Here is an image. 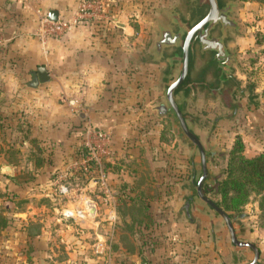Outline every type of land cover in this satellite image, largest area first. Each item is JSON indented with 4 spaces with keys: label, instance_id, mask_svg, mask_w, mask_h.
<instances>
[{
    "label": "rangeland",
    "instance_id": "obj_1",
    "mask_svg": "<svg viewBox=\"0 0 264 264\" xmlns=\"http://www.w3.org/2000/svg\"><path fill=\"white\" fill-rule=\"evenodd\" d=\"M166 1L105 0L114 21L128 24L127 42L133 41L132 45L136 44V48H141V54L153 36L151 19L155 13L152 10ZM238 2V16L244 26L236 40L241 49L239 64L242 70H236L235 76L240 82V89L245 83L250 85V90L242 88L241 91L233 92L231 100H228V106L217 97L203 96L201 91H197L195 98L187 99L182 107L183 112L194 118L193 121L188 120L186 123L197 134L202 144L206 143L218 152L206 161L207 170L216 177L217 183L226 178L228 151L236 141L239 140L242 144L240 152L246 157L264 152V138L261 135L264 132V2L256 0H238ZM142 56L143 59H148L147 56L146 58L145 55ZM153 66V73L146 69L141 71L144 77L141 83L148 85L141 86L139 92L137 90V94L141 95L130 105L136 112H147V115H140L133 122L131 121L133 124L131 133L123 136L125 137L123 140L117 141L119 148L125 144V148H130V151L126 152L123 149L120 155L112 158V161L109 159L104 163V169L108 171L106 182L117 197L115 200L119 208V222L116 223L115 235H119L126 249H135L134 236L138 238V242L152 247L159 238L158 235L150 234L162 227V230H168L166 236H170L167 241L165 238L162 240L163 243L166 242L164 246H173L177 242L186 245L188 251L192 250L193 240L186 235H182L185 238L176 235L185 230L187 218L182 207L187 197L192 196L188 209L193 212L192 216L202 218L203 228L207 232L205 250L213 264L246 262L251 259L252 251L249 248L232 245L222 219L195 197L192 188L185 186L190 172L189 143L182 140L184 137L180 136L172 114H156L153 106L158 101H164L168 80L160 79L163 63H155ZM2 90L4 88L0 85V93L3 92ZM130 93L136 96V89H132ZM11 94L8 96H12ZM6 95V93L0 94V164L9 161L22 167L23 171L29 170L26 159L31 156L26 154L32 153L33 159L39 154L37 146L40 145L30 141L32 137L29 135L30 124L27 118L21 111H16L18 109H12L14 104L9 102L10 97H4ZM142 96L143 102H141ZM80 130L82 131V128ZM256 130L259 136L255 135ZM193 164L197 174L199 170L197 154L193 158ZM56 170L53 169V174L57 176L60 171ZM68 179L71 186L80 187L78 191L82 189L84 192L89 187L85 176L77 175ZM4 183L5 178H0V214L6 220V225L0 229V264H38V259L42 256L38 255L36 246L41 239L36 236L29 239L24 236L22 228L30 218V213L38 219L42 217L40 211H44L45 208L41 209L42 207L36 206L33 201L24 202L23 194L13 197L11 191L3 186ZM219 185L207 192L213 200L221 198L218 192ZM49 187L52 190L54 185L49 184ZM56 198L54 200L58 202L59 198ZM136 198L142 199L146 208H158L159 215L149 216L146 213L148 218L142 217V221L139 222L142 215L137 216L136 210L133 212L126 208L139 206ZM162 209H168L170 214H160ZM236 212L242 213V216H238L233 222L236 234L256 244L259 255L255 264H264V187L260 190L250 189L246 201ZM45 217L47 219L45 227L49 230L48 240L53 244L47 249L51 252L58 248L54 244H64L68 242L65 241L67 238L92 239L94 236L93 229L87 222L62 216L60 212L55 214L52 209ZM62 223L67 226L59 227L64 230L63 233H58L59 228L56 226ZM31 224L32 229L38 231L39 224ZM190 227L191 230H195L193 226ZM99 229L101 231V228ZM62 254L64 252L59 249L53 256ZM167 254L164 252L162 257L160 256L162 264L172 262L183 264L187 252L184 249L176 259L174 254ZM88 255H91L90 251Z\"/></svg>",
    "mask_w": 264,
    "mask_h": 264
},
{
    "label": "crops",
    "instance_id": "obj_2",
    "mask_svg": "<svg viewBox=\"0 0 264 264\" xmlns=\"http://www.w3.org/2000/svg\"><path fill=\"white\" fill-rule=\"evenodd\" d=\"M75 2L76 0H0V85L4 88L0 94L6 93L4 97H10L9 102L14 104L12 109H18L16 111H21L27 118L30 124L29 135L40 145L37 146V151H40L38 155L41 158L39 163H35L32 153H27L31 157L26 159L29 170L25 171L16 163L6 161L0 164V178H5L3 186L11 191L13 197L23 194L24 202L33 201L41 209L45 208L46 212L41 210L39 213L42 214L41 218L36 219L30 213V218L22 228L24 236L29 239L33 236L41 239L36 246L38 255L42 256L38 259V264H162V253H172L176 259L184 249L187 254L183 258V264H213L205 250L207 232L203 228L202 218L192 216L193 212L188 207V215L183 209L187 218L185 230L176 235H186L193 240L192 250L188 251L186 245L177 242L173 246H164L170 236H166L168 230L164 231L162 227L151 232L150 235H158L159 238L152 247L138 242V238L134 236L135 249L128 250L114 232L116 223L119 222V208L114 194L111 199L114 224L110 226L103 221L110 207H104L100 203L99 181L87 182L89 187L86 191L81 189L72 196L59 197L54 193V188L50 190L49 184L54 185L56 178L53 169H57V172L63 170L65 162L79 145L82 134L80 129L87 123L111 133L110 161L120 155L123 149L130 151V148H125V144L119 148L117 141L131 133L132 122L136 117L147 115V112H136L130 105L141 95L137 94V90L139 92L141 86L148 85L141 83L144 79L141 71L146 69L153 73V65L156 63L143 59L144 51L141 54V48H136V44L132 45L133 41L127 42L128 24L121 21L116 22V26H71L62 34L48 36L40 41L36 33L39 12H47L52 8L59 14L68 15ZM151 24L153 25L152 22ZM154 38L153 35L150 44ZM40 64L46 68L48 79L35 87L27 86L29 71ZM154 68L156 70L157 65ZM132 89H136V96L131 95ZM10 93L12 96H8ZM143 101L142 96L141 102ZM255 135L259 136L258 130ZM261 135L264 138V132ZM105 173L107 181L108 171ZM56 197L59 198L58 202L55 201ZM90 204L95 206L94 213L80 221L87 222L92 227V239L65 238L68 242L54 244L58 247L54 252L60 249L64 254L53 256L54 252L47 249L53 244L48 240L49 230L45 227V216H48L51 209L56 214L62 207L73 205L88 208ZM146 213L149 216L159 215V209L146 208ZM163 213L170 214L168 209H162L160 214ZM31 223L39 224L38 231L32 229ZM63 225L67 226L62 223L56 227L63 228ZM190 226L195 230H191ZM63 230L59 228L57 231L63 233ZM89 251L91 255H88Z\"/></svg>",
    "mask_w": 264,
    "mask_h": 264
},
{
    "label": "flooded vegetation",
    "instance_id": "obj_3",
    "mask_svg": "<svg viewBox=\"0 0 264 264\" xmlns=\"http://www.w3.org/2000/svg\"><path fill=\"white\" fill-rule=\"evenodd\" d=\"M159 7L166 8L168 13L176 12L178 20L173 21L166 18L158 10ZM238 10V0H167L166 3L159 4L152 10L155 13L151 19L153 35L156 36L158 33L154 28L156 22H162L175 35L167 39L170 45L163 47L159 55L155 50L147 51L152 44L149 41L144 55L145 58L147 56L149 60L156 63H163L160 79L168 80L166 86L177 79L184 68V74L174 88V102L183 115L185 125L192 132L193 130L186 122L193 121L194 118L183 112L182 107L187 99L195 98L197 91H201L203 96L217 97L228 106V100H231L233 92L241 91L242 88L250 90V85L245 83L240 89V82L235 76L236 70H242L239 64L241 49L236 40L242 33L244 25L238 16ZM160 102L162 104L155 109L156 114L173 115V111L166 108V102L162 100L157 103ZM193 133L197 136L195 132ZM179 134L184 137L182 140L188 141L180 128ZM197 138L199 139L198 136ZM188 143L190 172L185 186L192 188L197 197L195 185L201 175L200 152L197 146L190 141ZM200 143L202 144L201 141ZM202 147L205 163L218 154L206 143L202 144ZM195 154L198 156L199 163L197 174L193 164ZM202 178L200 187L207 195L209 190L216 187L218 181L213 174L208 172L207 165L206 173ZM191 197L188 196L185 200L188 205L192 201ZM184 203L183 209L185 208Z\"/></svg>",
    "mask_w": 264,
    "mask_h": 264
},
{
    "label": "built area",
    "instance_id": "obj_4",
    "mask_svg": "<svg viewBox=\"0 0 264 264\" xmlns=\"http://www.w3.org/2000/svg\"><path fill=\"white\" fill-rule=\"evenodd\" d=\"M38 28L37 37L43 41L46 37L62 34L67 28L76 25H114L113 16L109 13L105 0H76L74 7L68 15L59 14L55 20L47 18L46 12H39L37 16ZM112 136L104 128L87 123L83 129L79 145L73 151L72 156L67 160L66 166L56 176L54 183V193L59 196H72L77 192L79 186H71L68 178L82 175L88 182L99 181L100 203L104 207H110L104 216L108 225L113 226L115 214L113 212L112 195L106 182L104 163L112 155ZM70 175H72L70 177ZM86 202V201H85ZM85 204H88L86 202ZM92 213L86 206L77 208L73 205L62 207L59 212L62 216L83 220L93 214L95 206L90 204ZM108 264V263H106ZM170 264H179L172 262Z\"/></svg>",
    "mask_w": 264,
    "mask_h": 264
},
{
    "label": "water",
    "instance_id": "obj_5",
    "mask_svg": "<svg viewBox=\"0 0 264 264\" xmlns=\"http://www.w3.org/2000/svg\"><path fill=\"white\" fill-rule=\"evenodd\" d=\"M158 10L166 18H169L170 20H173V21L178 20L176 12L168 13L167 9L164 7H159ZM169 14H171V16ZM46 15L48 19L55 20L58 15V11L56 9L50 8L47 10ZM154 28L158 31V33L156 34L155 38L152 40L151 42L152 44L148 51L150 52L151 50H155L157 55H159L163 47H167L170 45L167 39L172 37L175 34H172L169 31L168 27L166 25H163L162 22H156L154 24ZM183 74H184V68L182 69L179 77L175 79L174 81L170 82L166 86L165 94H164V101L166 102V108L168 110L173 111V117L175 118L176 123H177L176 128L177 129L180 128L184 136L188 139V141H190L194 146H197L199 149L201 175L197 179V182L195 185L196 196L200 200V202L209 206L225 223L227 233L229 236V241L232 245L238 248H249L252 251L251 259L246 262L240 263V264H255L258 259V255H259L258 247L250 239L238 236L233 227V222L236 220L238 216H242V213L238 214V212H233L231 214H228L221 207H219L214 202L213 199L207 196L200 187L201 181L203 179L202 177L206 173L204 150L197 136L192 131H190L185 125L184 120H183V115L181 114L176 103L174 102V88L176 87V84L178 83L179 79L182 77ZM47 79H48L47 70L43 65L40 64V65H37L34 69L29 71V78L26 81V85L29 87H35L39 82H44ZM161 104H162L161 102L157 103L153 107L155 109H158ZM79 116L82 118L81 114H79ZM184 207H185L186 214L188 215V212H187L188 202L187 201L184 203ZM88 211L92 213V208L89 207ZM188 218L189 220H192L191 217H188ZM195 221L198 222V219H195ZM143 264H146V262H143Z\"/></svg>",
    "mask_w": 264,
    "mask_h": 264
},
{
    "label": "trees",
    "instance_id": "obj_6",
    "mask_svg": "<svg viewBox=\"0 0 264 264\" xmlns=\"http://www.w3.org/2000/svg\"><path fill=\"white\" fill-rule=\"evenodd\" d=\"M256 1L264 2V0ZM30 141L34 143L35 139L31 138ZM241 147L242 144L238 140L228 151L226 178L218 183L220 184L218 192L221 198L219 200H214V202L228 214L239 211L240 206L246 201L250 189L260 190L264 187V152L246 157L241 154ZM34 160L35 163H39L41 158L37 154L34 156ZM136 199L140 204L139 206H128L126 208L130 211L136 210L135 214H137V216L141 214L142 216H140L139 219L140 222L142 221V217L148 218V215L145 212L146 207L142 199ZM5 222V217L0 214V229L6 225Z\"/></svg>",
    "mask_w": 264,
    "mask_h": 264
}]
</instances>
